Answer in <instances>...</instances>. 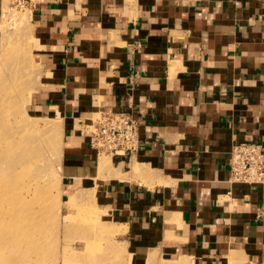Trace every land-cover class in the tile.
Here are the masks:
<instances>
[{
    "label": "crops",
    "instance_id": "crops-1",
    "mask_svg": "<svg viewBox=\"0 0 264 264\" xmlns=\"http://www.w3.org/2000/svg\"><path fill=\"white\" fill-rule=\"evenodd\" d=\"M24 2L62 196L94 193L117 264H264V184L230 180L233 145H264V0ZM105 111L139 118L129 158L91 145Z\"/></svg>",
    "mask_w": 264,
    "mask_h": 264
},
{
    "label": "rangeland",
    "instance_id": "rangeland-1",
    "mask_svg": "<svg viewBox=\"0 0 264 264\" xmlns=\"http://www.w3.org/2000/svg\"><path fill=\"white\" fill-rule=\"evenodd\" d=\"M32 20L24 0L6 4L0 18V139L26 143L34 155L33 162L22 167L0 162V182L9 173L20 195L0 207V217L16 210L0 224V264H117L121 253L111 251L114 232L101 221L94 193L62 196V126L36 113L31 104L39 81ZM101 155L115 159L110 153Z\"/></svg>",
    "mask_w": 264,
    "mask_h": 264
},
{
    "label": "built area",
    "instance_id": "built-area-1",
    "mask_svg": "<svg viewBox=\"0 0 264 264\" xmlns=\"http://www.w3.org/2000/svg\"><path fill=\"white\" fill-rule=\"evenodd\" d=\"M91 145L100 153L122 159L134 154L142 143L140 121L131 112H102L89 124ZM230 171L233 182L264 184V145L238 141L231 150Z\"/></svg>",
    "mask_w": 264,
    "mask_h": 264
},
{
    "label": "bare ground",
    "instance_id": "bare-ground-1",
    "mask_svg": "<svg viewBox=\"0 0 264 264\" xmlns=\"http://www.w3.org/2000/svg\"><path fill=\"white\" fill-rule=\"evenodd\" d=\"M10 152L14 153V154H12L11 157H10V155H11ZM5 154H7V155H5ZM33 156L34 155L31 154V151L29 150L28 145L26 143L25 144H22V142L18 143V142H15L13 139H10L8 137H4V138L0 139V162L1 161L9 162V166L11 168H13V167L16 168L19 166L22 167L23 164H30L31 162H33ZM3 176L6 178V180L5 181L2 180V182H0V207L2 205H4L5 202L20 198V195H18L16 193V191L14 190V186L12 188V185L15 183H14V180L12 179L11 175L6 172V174H3ZM3 176H1V177H3ZM15 213H16V210L14 209V211L10 212V215L8 214L7 217L4 215V213H3V215L1 214L0 224H2V223L5 224L7 222V220L11 219L14 216ZM17 243L18 242H16V244Z\"/></svg>",
    "mask_w": 264,
    "mask_h": 264
}]
</instances>
